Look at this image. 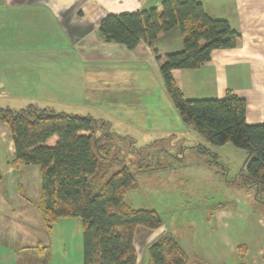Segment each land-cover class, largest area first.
I'll return each mask as SVG.
<instances>
[{
	"label": "trees",
	"instance_id": "16d2710c",
	"mask_svg": "<svg viewBox=\"0 0 264 264\" xmlns=\"http://www.w3.org/2000/svg\"><path fill=\"white\" fill-rule=\"evenodd\" d=\"M174 29L179 30L183 49L159 58V73L181 123L211 146L229 144L245 151L244 169L251 182L245 186L264 189V122L248 126L244 100L230 91L220 100L185 99L171 76L173 70L199 69L213 51L239 48L241 35L227 21L208 17L197 0H163L159 10L107 15L98 32L105 42L132 51L140 43L152 46ZM0 124L12 140L14 163L41 171L38 209L48 228L61 219L81 220L82 263L137 264V230L157 231L163 223L155 211L133 210L124 202L126 193L136 187L135 174L126 167L111 173L113 164L120 162L107 157L114 134L90 116L35 105L0 108ZM104 130L107 133L102 134ZM46 263L43 248L25 250L19 260ZM147 264L202 263L191 262L176 239L165 234L148 247Z\"/></svg>",
	"mask_w": 264,
	"mask_h": 264
},
{
	"label": "crops",
	"instance_id": "0c3cea01",
	"mask_svg": "<svg viewBox=\"0 0 264 264\" xmlns=\"http://www.w3.org/2000/svg\"><path fill=\"white\" fill-rule=\"evenodd\" d=\"M162 1L146 0L141 4L139 0H0V67L5 60L9 63L14 60L18 76L27 74L30 78L25 81L42 82L45 80L39 76H42L41 67L74 66L75 71L71 69L67 77L51 76L56 79L54 82L68 83L64 85L68 93L64 98L82 88L80 81L91 85L97 81L105 87L107 75L124 73V64L128 62L159 69L165 55L183 49L178 29L161 36L152 46L140 43L128 51L121 45L105 42L98 27L107 15L150 8L159 10ZM197 1L208 17L227 21L241 35L242 43L237 49L213 51L210 60L199 69L173 70L171 76L175 85L188 100H220L230 91L246 104L245 123L248 126L262 124L264 0ZM94 72L96 78H90ZM57 87L60 86L55 84ZM3 88L10 90L0 85V98L8 95ZM164 93L169 97L165 88ZM116 95L120 102H128L129 111L132 102L129 103L127 95ZM52 142L50 140L49 144ZM14 158L12 140L0 124V264H19L25 250L39 248L47 251L46 264H83L81 220L61 219L48 228L38 209L41 171L38 167L16 165ZM59 226H63V231L58 232ZM70 226L72 231H79L71 249L68 239L72 236L65 232ZM163 231L169 234L163 226L157 231L137 230L134 244L137 264H147V249L163 237Z\"/></svg>",
	"mask_w": 264,
	"mask_h": 264
},
{
	"label": "rangeland",
	"instance_id": "374dc122",
	"mask_svg": "<svg viewBox=\"0 0 264 264\" xmlns=\"http://www.w3.org/2000/svg\"><path fill=\"white\" fill-rule=\"evenodd\" d=\"M9 61L0 67V85L10 88H3L9 96L0 98V108L19 110L33 104L103 123L114 134L107 157L120 161L111 173L126 167L135 174L136 187L126 193L124 202L133 210L158 213L190 261L264 264V189L247 187L251 185L244 169L247 153L229 144L211 146L187 129L164 93L158 68L128 62L124 73L107 75L105 87L80 81L82 88L64 98L68 83L54 82L51 76L67 77L74 66H40L39 76L45 81L28 82L30 76H18L15 61ZM116 93L127 95L132 102L129 111L128 102H120ZM65 232L72 236L71 249L79 231L70 226Z\"/></svg>",
	"mask_w": 264,
	"mask_h": 264
},
{
	"label": "built area",
	"instance_id": "2783aa9c",
	"mask_svg": "<svg viewBox=\"0 0 264 264\" xmlns=\"http://www.w3.org/2000/svg\"><path fill=\"white\" fill-rule=\"evenodd\" d=\"M139 2L143 4L144 2H146V0H139Z\"/></svg>",
	"mask_w": 264,
	"mask_h": 264
}]
</instances>
